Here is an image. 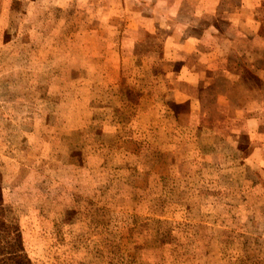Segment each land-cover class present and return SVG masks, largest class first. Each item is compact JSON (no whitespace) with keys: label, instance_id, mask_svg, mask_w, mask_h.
I'll return each mask as SVG.
<instances>
[{"label":"rangeland","instance_id":"obj_1","mask_svg":"<svg viewBox=\"0 0 264 264\" xmlns=\"http://www.w3.org/2000/svg\"><path fill=\"white\" fill-rule=\"evenodd\" d=\"M145 45V0H0V264H264V187Z\"/></svg>","mask_w":264,"mask_h":264},{"label":"crops","instance_id":"obj_2","mask_svg":"<svg viewBox=\"0 0 264 264\" xmlns=\"http://www.w3.org/2000/svg\"><path fill=\"white\" fill-rule=\"evenodd\" d=\"M145 44L165 96L191 112L209 101L208 120L229 126L222 136L264 187V0H145Z\"/></svg>","mask_w":264,"mask_h":264}]
</instances>
